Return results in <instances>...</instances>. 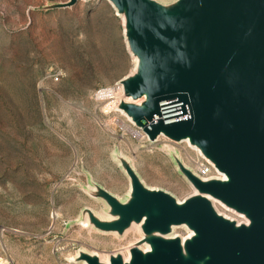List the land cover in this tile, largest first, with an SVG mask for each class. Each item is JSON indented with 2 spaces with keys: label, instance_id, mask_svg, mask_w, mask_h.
Returning <instances> with one entry per match:
<instances>
[{
  "label": "rangeland",
  "instance_id": "374dc122",
  "mask_svg": "<svg viewBox=\"0 0 264 264\" xmlns=\"http://www.w3.org/2000/svg\"><path fill=\"white\" fill-rule=\"evenodd\" d=\"M68 1L0 0V264H85L80 250L105 254L127 245L79 221L85 208L106 209L92 185L127 197L130 181L117 155L149 187L179 200L195 192L164 148H176L194 172L202 155L185 142L150 141L118 108L121 81L135 68L124 19L108 0L47 8ZM168 105L155 123L170 120ZM175 234L189 233L178 227Z\"/></svg>",
  "mask_w": 264,
  "mask_h": 264
},
{
  "label": "water",
  "instance_id": "95a60500",
  "mask_svg": "<svg viewBox=\"0 0 264 264\" xmlns=\"http://www.w3.org/2000/svg\"><path fill=\"white\" fill-rule=\"evenodd\" d=\"M108 1L125 20L135 59L118 108L150 141L188 140L224 177L202 178L170 151L196 190L179 200L147 186L117 155L130 181L127 197L92 185L107 218L85 208L79 221L87 214L94 229L119 236L140 224L149 248L132 246L127 261L119 253L107 263L97 253L79 256L86 264H264V0ZM162 103L179 104L183 116L152 125ZM213 200L247 222L226 217ZM178 227L192 235L174 234Z\"/></svg>",
  "mask_w": 264,
  "mask_h": 264
},
{
  "label": "bare ground",
  "instance_id": "6f19581e",
  "mask_svg": "<svg viewBox=\"0 0 264 264\" xmlns=\"http://www.w3.org/2000/svg\"><path fill=\"white\" fill-rule=\"evenodd\" d=\"M124 23H125V20H124ZM126 41H127V39H126ZM123 90V87L121 88V90L120 91H122ZM111 90L110 89H108V90H102L100 93H99V95L98 96H101V99H108L110 96H111ZM115 103V101H113V102H111L109 105H108V108L109 109H111V107H112V104H114ZM167 103H162L161 104V106H165ZM163 109H166L165 110V112H163V113H167L168 114V116H166V118H170V120H167L166 121V123L167 124H169V123H173V122H175L179 117H180V115H181V112H180V108H179V104H171V105H168L167 107H163ZM124 114V113H123ZM126 115V114H125ZM127 116V115H126ZM128 117V116H127ZM129 118V117H128ZM157 119V118H156ZM130 120V119H129ZM155 120V119H154ZM153 120V122H152V125H154V124H156L155 123V121ZM132 123V122H131ZM137 133H138V131H136ZM134 133V132H133ZM137 133H135L136 135H137ZM139 136V135H138ZM162 137H165L164 135H160V137L158 138V140L159 139H162ZM166 138V137H165ZM183 142H185L189 147H191L192 149H195L200 155H202L201 154V152H200V150L198 149V148H196L195 146H193V145H191L190 143H189V141L188 140H183ZM168 153H170V151H174L175 153L176 152H178L177 150H176V148H174L172 145H170V144H166L165 145V148H164ZM177 154V153H176ZM179 154V153H178ZM180 155V154H179ZM178 156V155H177ZM180 158H181V156H180ZM182 159V158H181ZM183 160V159H182ZM183 163H184V165L186 166V167H188L189 169H191L193 172H194V168H192V167H190V165H188V164H186V162H185V160H183ZM211 165V169L213 168L214 169V174L212 173V170H211V173H210V175L208 176V178H212V177H216V178H223L224 176L221 174V173H219L218 171H217V169L214 167V165L213 164H210ZM198 167V163H196V165H195V170H196V168ZM195 173H196V171H195ZM94 189V188H93ZM196 191V190H195ZM213 202H216V203H219V202H217L216 200H213ZM225 210H228L224 205H222L221 203H219ZM218 206V205H217ZM94 210V209H93ZM230 210V209H229ZM219 212H220V210H218ZM99 215H98V214ZM97 213H95L96 215H98L99 217H101V218H107V215L105 214V213H99V212H97ZM231 213H232V210H231ZM224 214V213H223ZM226 217H229V218H232L231 216H229V215H227V214H224ZM87 218V219H86ZM86 219V221L85 222H83V226L84 227H89V216L86 214V216H85V218H84V220ZM83 220V221H84ZM238 222L239 223H242V222H247V220L246 219H244L243 217H239V219H238ZM91 228H93L91 225H90V227H89V230L91 229ZM188 231V235L187 236H182L183 237V239H186V238H188V237H190L191 235H192V232L190 231V230H187ZM108 234H112V235H115L117 238H119L120 240H122V239H125V240H127V245H125V246H119V248H117V249H115L113 252H110V253H105V254H97L98 256H99V258H100V260L102 261V262H105V263H107L108 261H109V259H110V256L112 255V254H117V253H119V254H121L122 255V257L124 258V260L125 261H127V260H129V258H130V248L132 247V246H138L140 249H142V250H144V251H146V250H148V248H149V246L147 245V243H145L144 242V238H143V235L141 234V226H140V224H136V223H133L132 225H131V227L128 229V230H126V232L124 233V235H122V236H119L116 232H113V233H108ZM174 234H175V231H174ZM138 235V236H137ZM84 251V250H83ZM86 251H88V252H90V253H95V252H92V251H90V250H86ZM85 262V261H84ZM85 264H86V262H85Z\"/></svg>",
  "mask_w": 264,
  "mask_h": 264
},
{
  "label": "built area",
  "instance_id": "2783aa9c",
  "mask_svg": "<svg viewBox=\"0 0 264 264\" xmlns=\"http://www.w3.org/2000/svg\"><path fill=\"white\" fill-rule=\"evenodd\" d=\"M50 77L54 81H59V73L58 72H54V73L50 74ZM197 163H198V167L196 168V174L202 178H205V179L208 178V176L210 175L211 170H212L211 165L204 158L199 160Z\"/></svg>",
  "mask_w": 264,
  "mask_h": 264
}]
</instances>
